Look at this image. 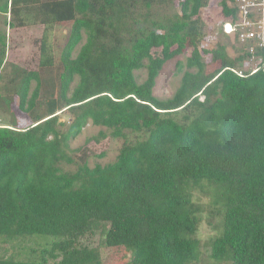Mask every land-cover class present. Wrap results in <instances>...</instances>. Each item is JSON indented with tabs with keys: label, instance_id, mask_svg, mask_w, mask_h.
<instances>
[{
	"label": "trees",
	"instance_id": "1",
	"mask_svg": "<svg viewBox=\"0 0 264 264\" xmlns=\"http://www.w3.org/2000/svg\"><path fill=\"white\" fill-rule=\"evenodd\" d=\"M209 1L178 0L179 12L159 16L171 0H0L5 27L44 29L39 69L15 91L31 124L0 126V264H104L105 250L133 251L134 264H197L205 213L217 223L211 264H264V51L257 71L239 75L243 55L224 43L201 49ZM234 1L219 0L225 18ZM65 23L54 95L41 72L54 66L49 33ZM6 46L0 31V75ZM186 49L178 88L158 99L159 73ZM88 123L105 128L100 139H123L116 159L90 167L82 153L74 172L62 171ZM28 238L49 241L36 256L7 255Z\"/></svg>",
	"mask_w": 264,
	"mask_h": 264
},
{
	"label": "rangeland",
	"instance_id": "2",
	"mask_svg": "<svg viewBox=\"0 0 264 264\" xmlns=\"http://www.w3.org/2000/svg\"><path fill=\"white\" fill-rule=\"evenodd\" d=\"M172 8L170 5H160L158 8L159 16H163V11L173 13L179 12L178 0H171ZM165 7V9H164ZM162 11V12H161ZM201 19L204 22V36L200 43L201 49H214L216 44L224 43L230 51L231 55L238 56L241 54V50L237 45L235 38L227 37L223 31V24L226 18L221 12L219 0H210L205 8L200 12ZM3 16H0V31L6 35V57L5 66L0 75V126H11L14 128L22 129L30 125V119L28 115L24 114L18 109V98L15 94L17 86L19 84V77L25 71H38L39 69V46L40 39L43 34V26L35 25L22 28H9L3 25ZM9 19V17H7ZM70 23L56 25L49 33V43L52 47V53L54 57V66L51 73L42 71L41 75L46 83L49 78L53 79L54 84L53 94L55 95L57 90V65L59 61L60 52L65 45L67 37L69 35ZM191 54V49H186L184 54L177 59L168 62L156 80L153 94L158 99L170 98L175 90L178 88L182 72H179L176 66L177 61L184 62L185 58ZM204 61L207 64L208 72H212L217 68L216 65L211 63V56L209 54L203 55ZM255 62L248 63L244 61L238 71L251 70L255 66ZM145 71L135 72L137 81L140 83L145 79ZM43 83V87L49 91L48 86ZM76 82L72 85L75 86ZM33 87V86H32ZM45 94V92H43ZM71 117L69 112L65 111L59 115V121L64 122L67 126L70 123ZM62 130H65L63 128ZM106 132L105 128L93 126L88 123L82 130L81 134L70 141L69 143V155L74 159V163L67 164L61 163L60 168L64 172L72 173L77 168V162L82 153H86L90 158L88 163L90 167L95 164L105 165L113 162L123 144V139H114L110 136L100 139L98 133ZM133 135H130L132 137ZM98 139V140H97ZM104 153L103 158H95L93 155H99ZM216 221L212 222V225L208 223L207 213L203 215L201 224L197 232V239L200 242V260L197 264H211L208 258V241L216 235L214 226ZM102 238L96 234L91 240L93 245L98 246L101 243ZM48 239H30L25 240L24 244L14 249H9L7 255H14L17 251L25 249L26 251L35 249L36 254L38 250L47 247ZM0 244V248H1ZM25 246V247H24ZM23 247V248H22ZM126 256L118 255L119 253L113 250H105L101 253V259L104 264H134L132 263L133 251L124 250ZM32 255V257H35ZM23 257V256H22Z\"/></svg>",
	"mask_w": 264,
	"mask_h": 264
},
{
	"label": "built area",
	"instance_id": "3",
	"mask_svg": "<svg viewBox=\"0 0 264 264\" xmlns=\"http://www.w3.org/2000/svg\"><path fill=\"white\" fill-rule=\"evenodd\" d=\"M234 17L226 18L223 31L235 37L237 45L248 63L255 62L251 73L257 71L262 62L260 53L264 51V0H235ZM264 71V65H263ZM241 75L242 71H236Z\"/></svg>",
	"mask_w": 264,
	"mask_h": 264
}]
</instances>
